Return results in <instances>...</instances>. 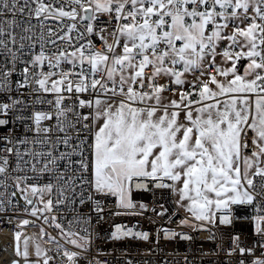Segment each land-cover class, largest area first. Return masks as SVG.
I'll return each instance as SVG.
<instances>
[{"label": "snow or ice", "instance_id": "6c2138e0", "mask_svg": "<svg viewBox=\"0 0 264 264\" xmlns=\"http://www.w3.org/2000/svg\"><path fill=\"white\" fill-rule=\"evenodd\" d=\"M149 183L177 197L179 228L209 233L202 257L264 264V0H0V221L15 229L0 264H110L106 216L172 220L133 199ZM234 219L252 236L224 248L212 229Z\"/></svg>", "mask_w": 264, "mask_h": 264}, {"label": "built area", "instance_id": "2783aa9c", "mask_svg": "<svg viewBox=\"0 0 264 264\" xmlns=\"http://www.w3.org/2000/svg\"><path fill=\"white\" fill-rule=\"evenodd\" d=\"M192 79L194 76L190 75ZM191 79V80H192ZM172 94L170 92H167ZM149 190H137L133 192V199L138 202H143L148 205L149 208L157 207L163 204L165 208L169 210L172 215L171 222L168 216L157 217L155 213L146 212L143 215H122V216H106L105 221L96 226L103 240L94 241L103 251L111 253L108 257H100L101 259L107 258L110 264H124L127 259H132L134 264H164L168 261L177 260L179 264H183V256L187 254L189 259H195L196 264H216L217 257L209 256L202 257L200 250L204 252H212L215 250L216 244L209 239L208 232H191L187 228H179L178 222L182 219L186 213L180 209L177 210L175 204V195L167 189L154 188L152 183L148 184ZM114 199V198H113ZM109 207L113 210L114 203H110ZM159 210V209H158ZM237 216L250 214L249 208L234 209ZM151 217V219H150ZM32 219L31 217H24ZM39 223V222H37ZM122 224L127 227L136 226V231H147L150 233L149 241H143L139 239H124L121 241H110L107 239V234L113 230L112 225ZM161 227H167L176 229L177 231H183L194 237L193 242L177 239L175 241L168 240L164 237L163 233H160L159 243L156 242V233ZM0 248L5 247L10 243L13 234L14 225H6L3 221H0ZM27 235H32L39 231L38 227L28 226L24 229ZM51 231V229H49ZM218 237H220V243L224 248L229 245V236L240 234L241 238L251 237L253 232V225L250 221L234 219L232 225H219L212 229ZM55 235V232H52ZM153 249L152 255H147V251ZM169 253L173 255H168ZM179 254V255H177ZM221 258L224 257V253L221 252ZM10 258L6 255H0V261Z\"/></svg>", "mask_w": 264, "mask_h": 264}, {"label": "rangeland", "instance_id": "374dc122", "mask_svg": "<svg viewBox=\"0 0 264 264\" xmlns=\"http://www.w3.org/2000/svg\"><path fill=\"white\" fill-rule=\"evenodd\" d=\"M186 78H187L189 81H191V79H192V78L190 77V75H187ZM192 80H194V79H192ZM164 96H165L166 101H167V98H171V97H172V94H167V95L164 94ZM181 121L183 122V115H181ZM175 198L177 199L176 196H175ZM21 203H22V202H21Z\"/></svg>", "mask_w": 264, "mask_h": 264}, {"label": "crops", "instance_id": "0c3cea01", "mask_svg": "<svg viewBox=\"0 0 264 264\" xmlns=\"http://www.w3.org/2000/svg\"><path fill=\"white\" fill-rule=\"evenodd\" d=\"M164 94L167 95V94H169V93L165 92Z\"/></svg>", "mask_w": 264, "mask_h": 264}]
</instances>
